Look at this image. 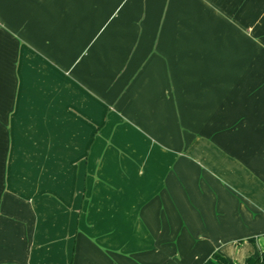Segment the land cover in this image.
Returning <instances> with one entry per match:
<instances>
[{
  "label": "crops",
  "instance_id": "crops-1",
  "mask_svg": "<svg viewBox=\"0 0 264 264\" xmlns=\"http://www.w3.org/2000/svg\"><path fill=\"white\" fill-rule=\"evenodd\" d=\"M263 250L264 0H0V264Z\"/></svg>",
  "mask_w": 264,
  "mask_h": 264
},
{
  "label": "trees",
  "instance_id": "trees-1",
  "mask_svg": "<svg viewBox=\"0 0 264 264\" xmlns=\"http://www.w3.org/2000/svg\"><path fill=\"white\" fill-rule=\"evenodd\" d=\"M204 264H233L229 262L225 257L215 253L213 256L207 260ZM246 264H264V250L261 252L258 258L249 259Z\"/></svg>",
  "mask_w": 264,
  "mask_h": 264
},
{
  "label": "rangeland",
  "instance_id": "rangeland-1",
  "mask_svg": "<svg viewBox=\"0 0 264 264\" xmlns=\"http://www.w3.org/2000/svg\"><path fill=\"white\" fill-rule=\"evenodd\" d=\"M95 162H96V161H95ZM97 168H98V166H95V165H94V173H95V175L98 173Z\"/></svg>",
  "mask_w": 264,
  "mask_h": 264
}]
</instances>
